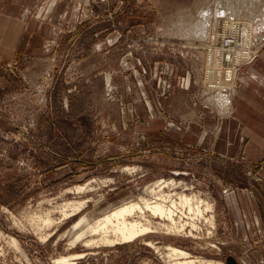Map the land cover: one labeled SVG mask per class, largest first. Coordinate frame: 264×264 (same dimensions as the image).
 I'll return each mask as SVG.
<instances>
[{
	"label": "rangeland",
	"instance_id": "1",
	"mask_svg": "<svg viewBox=\"0 0 264 264\" xmlns=\"http://www.w3.org/2000/svg\"><path fill=\"white\" fill-rule=\"evenodd\" d=\"M51 1L0 0V17L17 24L4 40L19 39L16 52L0 47V264H53L79 253L76 264H166L146 240L226 264H264V156L246 157L240 142L229 140L232 110L219 95L233 89L219 92L218 66L206 53L220 47H209L208 34L196 28L202 11H213L209 31L228 10L264 35V0H68V29L58 0L54 11L63 14L55 21L63 28L38 54L32 50L40 44V20L54 19ZM259 48L239 63L235 83L263 56L264 41ZM149 89L157 117L144 96ZM160 179L188 183L186 193L215 203L214 230L195 219L199 228L186 232L197 238L157 233L133 243L71 246L82 215L96 218L150 197L146 188ZM70 200L88 202L58 221L55 207ZM50 209L58 225L37 231Z\"/></svg>",
	"mask_w": 264,
	"mask_h": 264
},
{
	"label": "bare ground",
	"instance_id": "2",
	"mask_svg": "<svg viewBox=\"0 0 264 264\" xmlns=\"http://www.w3.org/2000/svg\"><path fill=\"white\" fill-rule=\"evenodd\" d=\"M211 11L204 10L201 12V19L199 25H202V27L200 26L196 27L199 30L201 29V31H203L201 33L202 37L204 34L205 35L208 34V39L212 37V32L216 33V28L207 31L208 25L206 26V23L209 20L208 17L211 16L210 14L213 12ZM226 11L222 10L221 12H218L217 20H219L222 17L226 19L232 18L229 16V12ZM214 15H216V13ZM203 20H205V22ZM248 28L251 29V26L248 25ZM217 52L218 51H210L206 53V55L208 56L209 59L213 58L216 61L215 64L216 69L218 66L217 71L216 70L215 71L217 72V77H218V82L216 83L217 85L219 84V89H220L219 92L228 91L229 88H231V90L233 89L234 91L236 87L235 79H234L236 73L229 72L228 73L229 78L226 79V82L222 80L220 71L223 65L221 66V63L218 60L219 53ZM247 52L249 51L247 50ZM211 83L213 82L211 81ZM219 98H220L219 99L220 105L225 106V110H230L232 107V99H233L232 96H229L228 94H226V96L219 95ZM220 109L222 110V108ZM134 170H136V168L128 167L129 172H132ZM89 183H87L88 185L85 184L86 186L78 185L79 187L77 188V190L86 191V189L90 185ZM188 186H189L188 183H184L183 181H176L175 179H171V180L160 179L150 184L146 188L148 194L151 195L150 197L146 196L147 194L140 195L135 199L126 201L121 205L114 207L113 209L105 212L104 214L96 218H90L88 217V215H82L80 218L78 217L79 219L76 222H74L71 228V232H74L72 233L73 239L70 238L71 246L73 247V245H75L79 241H85L86 243L85 246L126 244L131 242L133 243L140 238H146L148 236L157 233L169 234L178 237H180V235H184L188 237L198 236L193 232L194 231L193 229L199 228L198 227L199 224L198 225L196 224L195 219L198 220L204 219L207 222L209 228L210 225L211 227L216 226V216H215L216 214H214L216 210L214 208L215 203L214 204L211 203L209 199L203 198L202 197L203 195H200L199 193H195L194 191H192L190 194L186 193L185 191L190 189V187ZM179 187L183 188V191L178 192L177 188ZM90 189H95V188H93L92 186V188ZM70 191L72 190L70 189ZM87 202H88L87 200H78V201L70 200L64 202L61 206L59 205L58 207H55L56 209H58V211L61 213V216L63 217V219H61L62 217H60L58 221L69 219L76 216L83 210V207L87 205ZM185 215L192 220L191 221L185 220L184 219V217H186ZM54 216L55 215H53V211H51V209L50 211H47L45 215H41L39 217L40 222L37 225L38 227L37 231L39 230L42 231L46 227L51 228V226L57 224L58 223L56 221L57 217L55 218ZM155 219H158V221H156ZM187 226H191L193 229H191L190 232H186L187 231L186 228H188ZM212 229L210 228L211 232ZM68 233L69 231H67L64 234H68ZM48 234H46V236L43 237L48 238L49 236H51L50 233ZM209 234L211 233H209L208 231V235ZM208 235L206 234V236ZM202 237L203 236L201 235V238ZM198 238H200V236ZM146 245L153 248L160 255V257L163 258L166 264H226V262L221 260H211V259L195 256L191 252L171 244L160 246L152 240H146ZM82 257H84L83 253H79L72 256L71 255L61 256L55 259L53 261L54 262L53 264H76L74 263L73 260Z\"/></svg>",
	"mask_w": 264,
	"mask_h": 264
},
{
	"label": "crops",
	"instance_id": "3",
	"mask_svg": "<svg viewBox=\"0 0 264 264\" xmlns=\"http://www.w3.org/2000/svg\"><path fill=\"white\" fill-rule=\"evenodd\" d=\"M59 3L60 2L58 0H52L51 2H49V15L52 16L54 19L51 21L40 20L38 33V40L40 41V44L38 47H35V49L32 50L33 52H36L38 54L42 53L44 51V45H46L47 43L50 44L51 42H53V40H56L58 37V33L61 32V28H63V25L56 24L58 19H56L55 15H57L58 13H60L61 15L63 13L62 11H58V9L54 11V9L58 7ZM61 4L65 5L66 14L64 17L67 18V22H65V28L68 29L69 1L64 0ZM1 18H3V20H0V40L1 42L4 41L5 43H1L0 47L2 46L4 51L9 50L16 52L17 49H19L18 37L15 35L14 40L10 38L9 41H5L4 36L8 34V31L9 34H11V31L14 30L17 24H15V22H11L8 19V15L3 14L0 19ZM26 45H24V47L21 46V48H25ZM235 86L236 87L233 91L234 96L232 95L233 107L231 108V115L233 117L235 116L236 118L234 117L235 119H232L231 116L229 120L225 119L227 120L226 124L229 125L232 130L231 133L229 132L230 135H228V138L231 141H235L237 143L240 142L239 144L241 145V151L245 156H264V54L256 62H254L253 65H249L244 69V71L239 73L236 79ZM182 91L184 92V90ZM144 96L146 97V101L149 108L155 116L157 114V111L155 109L156 104L154 103L155 98L151 89H149V92L146 91L144 93ZM249 101L256 102L257 105H252L251 103H249ZM195 103L197 104V102ZM190 124L191 126L194 125L192 122ZM259 124H263V126H260ZM255 126H257V128H255ZM182 131H185V129H183ZM245 141H251L249 147H246L249 148L248 152H246L245 150ZM252 142L257 143L255 144Z\"/></svg>",
	"mask_w": 264,
	"mask_h": 264
},
{
	"label": "built area",
	"instance_id": "4",
	"mask_svg": "<svg viewBox=\"0 0 264 264\" xmlns=\"http://www.w3.org/2000/svg\"><path fill=\"white\" fill-rule=\"evenodd\" d=\"M261 41H264V35L259 36L243 20L236 17L222 18L216 27V33L209 38V47H220L218 60L223 65L221 71L226 70L228 79V73L236 72L239 63L248 62L259 54Z\"/></svg>",
	"mask_w": 264,
	"mask_h": 264
}]
</instances>
